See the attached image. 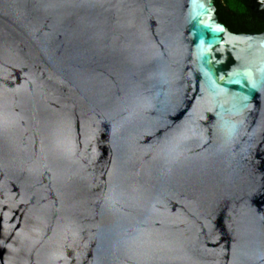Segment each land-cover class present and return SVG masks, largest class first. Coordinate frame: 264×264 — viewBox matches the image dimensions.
<instances>
[{
    "label": "water",
    "instance_id": "obj_1",
    "mask_svg": "<svg viewBox=\"0 0 264 264\" xmlns=\"http://www.w3.org/2000/svg\"><path fill=\"white\" fill-rule=\"evenodd\" d=\"M0 264H264V33L0 0Z\"/></svg>",
    "mask_w": 264,
    "mask_h": 264
},
{
    "label": "trees",
    "instance_id": "obj_2",
    "mask_svg": "<svg viewBox=\"0 0 264 264\" xmlns=\"http://www.w3.org/2000/svg\"><path fill=\"white\" fill-rule=\"evenodd\" d=\"M226 7L230 10H233L237 13L233 14L230 12H226L225 8L223 7L222 3H215L217 7V16L220 22L224 23L228 29L233 33H252L258 32L260 30H255L251 27L252 24L246 23V18L248 17L244 14V6L240 0H225ZM238 10V11H237ZM249 26V27H248ZM255 30V31H253Z\"/></svg>",
    "mask_w": 264,
    "mask_h": 264
},
{
    "label": "flooded vegetation",
    "instance_id": "obj_3",
    "mask_svg": "<svg viewBox=\"0 0 264 264\" xmlns=\"http://www.w3.org/2000/svg\"><path fill=\"white\" fill-rule=\"evenodd\" d=\"M240 1L242 3V6H244V10H243L244 14L248 16L246 18V23L248 22V24H252L251 27H253L255 30L256 29L260 30L256 33H264V0L257 3L258 12H256L253 9V5H254L253 0H240ZM215 3L221 4V0H215ZM223 7L225 8L226 12H230L233 14L237 13L233 10H230L228 7H225V6ZM216 12H217V7H216Z\"/></svg>",
    "mask_w": 264,
    "mask_h": 264
},
{
    "label": "rangeland",
    "instance_id": "obj_4",
    "mask_svg": "<svg viewBox=\"0 0 264 264\" xmlns=\"http://www.w3.org/2000/svg\"><path fill=\"white\" fill-rule=\"evenodd\" d=\"M221 3H222V5H223V6H225V7H226V4H225V3H226V1H225V0H221Z\"/></svg>",
    "mask_w": 264,
    "mask_h": 264
},
{
    "label": "snow or ice",
    "instance_id": "obj_5",
    "mask_svg": "<svg viewBox=\"0 0 264 264\" xmlns=\"http://www.w3.org/2000/svg\"><path fill=\"white\" fill-rule=\"evenodd\" d=\"M218 30H222V29H218Z\"/></svg>",
    "mask_w": 264,
    "mask_h": 264
}]
</instances>
